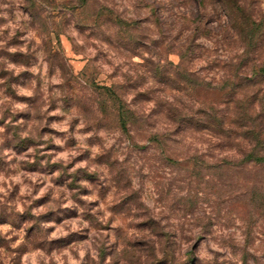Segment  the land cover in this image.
Instances as JSON below:
<instances>
[{
    "label": "clouds",
    "instance_id": "9594fccd",
    "mask_svg": "<svg viewBox=\"0 0 264 264\" xmlns=\"http://www.w3.org/2000/svg\"><path fill=\"white\" fill-rule=\"evenodd\" d=\"M0 264H264V0H0Z\"/></svg>",
    "mask_w": 264,
    "mask_h": 264
}]
</instances>
